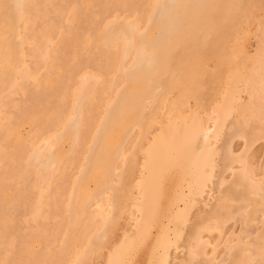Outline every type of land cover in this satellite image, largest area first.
Listing matches in <instances>:
<instances>
[{
	"label": "bare ground",
	"instance_id": "1",
	"mask_svg": "<svg viewBox=\"0 0 264 264\" xmlns=\"http://www.w3.org/2000/svg\"><path fill=\"white\" fill-rule=\"evenodd\" d=\"M146 1L147 0H0V264H75L80 262L84 258L86 260H89L88 258L90 257V255L92 256L91 252H94L93 250H96L97 252L100 251L101 249L100 244L104 240L107 234L106 230H108V228L106 229V227L117 226L116 220H118L122 216V214L126 212L128 204L132 203L133 207L139 209L142 206H140V204L137 201L139 200L143 201L147 197H150L151 193H154L153 189L151 188L152 183L148 182L149 184H147L146 186L143 185L144 182L143 176L145 175L137 176V174L141 173L142 170L144 172V170L147 168L145 165L142 164L141 160L139 159L140 157L139 155L143 153L142 151H146L148 147L151 146V142L155 143L159 138H162L164 140H168L171 137L176 138L179 135L178 133L179 131H177L179 124L176 122H172L169 125L162 124V126H159L160 128L158 134L156 135V133L154 132L155 133L154 135V133L152 134L151 131L150 119L152 116L150 115V113L154 112V108H156V104L163 98L166 91H169L171 87L172 89H174L173 87L174 85L172 86L171 78L172 76L177 74L176 73L177 69L181 66V64L184 62L187 56L192 54L193 51L190 50L192 49L190 47L192 45L201 46L202 45L201 43H203L202 42L203 39H205L208 36L209 31L212 27V23L206 21L207 19H205L204 17H207V15L210 17L215 16L216 12H214L213 9L217 7L219 8V4L220 3L222 4L226 0H152L150 5L144 8ZM223 8L225 9V7ZM131 9H134V12H136L135 14L140 13L142 15V19L144 18L143 27L138 28L136 22L124 23L118 27L117 32L115 31L116 33H113L114 24L116 22L115 20L116 16L119 15L120 18L122 16H126V18H129V16L127 15L129 14V11H131ZM224 9L222 10L224 11ZM37 14H39L42 18L41 17L37 18ZM224 14L222 15V17L224 16ZM233 14L230 17V19H232ZM216 15L218 16V14ZM244 15L243 17H245ZM227 16L228 15L225 14V17ZM70 18H71V22H68ZM207 18L209 20V17ZM202 20L204 21L203 24L201 22ZM262 21L264 20L262 19ZM262 21L258 23L256 21L257 25L261 24ZM214 22L217 23L218 21L215 20ZM226 22L227 24H225V26L226 27L228 26L230 29L231 24L233 22L232 21L229 22V20ZM103 23H107L105 28L102 27ZM221 25L222 27L224 26L222 23ZM232 26L234 27V25ZM226 27H224L223 29H225ZM260 27H262V25ZM236 28L234 27V29ZM31 29H35L36 31H38L37 29H40V31L42 29L45 32V36L42 35L43 33L41 34L44 37L41 42L36 40L35 37L36 34ZM193 29H195L194 32ZM242 33L243 32L241 30L240 34ZM215 34L212 37H215ZM103 35H106L108 37L110 44L112 42L118 41L119 49L115 54L108 53L106 50H102L99 48L98 42L100 41V39H102ZM230 36H232V34ZM259 36L256 35L258 39ZM184 37H188V40L184 41L183 40ZM87 39L89 40L90 44L88 48H85L84 41ZM106 42H108V40ZM224 42L226 41L224 40ZM214 50L216 51V49ZM122 53H127L129 55L127 61L122 59V55H123ZM209 54H212V52H210ZM236 55H238V53ZM257 58H259V56ZM205 61H203V65ZM239 61L241 60L239 59ZM242 65L245 67L244 63H242ZM247 65H249V63ZM57 69L58 70L62 69L61 76L57 75L56 73ZM181 69L182 70L179 71H183V68ZM94 70L95 72L100 73L101 75H106V76L108 75V77L113 73H119L120 78L124 80L123 83H125L127 88L120 89L117 93L115 92L116 94L114 95V97L107 101L105 99L106 95H104L103 91L101 89L96 88L95 79H94V83L91 84L92 88L94 90L96 89L94 91V95H95L94 101H92L89 105L87 103L85 104L86 96L84 95L85 93H81V92L76 101H70L68 96L70 94L71 89L74 88L76 85L84 82L82 81V79H84L85 82L88 83L90 82L88 80H92L93 78H96L91 73ZM190 70L191 69H189V71ZM218 70L219 69L217 68V71ZM232 73L234 72L232 71ZM260 75L263 77L262 74ZM230 76L233 77L232 75ZM173 78L175 79V77ZM202 79L200 78V80ZM104 81H106V79ZM243 81L244 80H242V82ZM253 82L255 83V81ZM200 83L198 85H200ZM101 84H97V85H101ZM106 84L104 86H106ZM203 84L204 83L202 82V85ZM258 84L260 85V83ZM178 85L180 86V84ZM226 85L228 86L227 83ZM188 87L191 88V85ZM247 88L249 89L248 85ZM104 89L109 90V94H108L109 96L108 95L107 96L111 97L110 89L107 86L104 87ZM87 90L88 88H86V91ZM196 90L197 88L195 89V92ZM262 93H264V91ZM89 94L93 95L92 92ZM251 94H253V97H255L253 92ZM62 98L64 99L66 98L65 102L64 101L62 102ZM149 98L153 99L152 102H148ZM192 100L193 99L191 98V101ZM249 100L252 99L249 98ZM15 101L18 102V104L16 103L17 106L14 105ZM99 107L103 109L100 110ZM167 110H165V112ZM100 114H101V118L99 121H97L96 117L97 116L99 117ZM161 116L164 117V115ZM186 118L188 117H184L182 119V122L180 121L181 122L180 126L181 124H184L185 127V130H183L184 137H186L188 140L190 139L192 141V144L195 146V149L197 151H200V153L197 156L193 155L195 156L194 160L197 163L195 170L199 173L198 181L200 183L199 184L200 186L197 192L192 194V200H193V204L191 203L192 204L191 209H192V207L197 204V199L199 197L201 198L202 195L205 193V191H207L206 190L207 185L205 184L204 181H208L214 178L213 174L215 172L214 171L215 157L218 154V152L221 150L225 152L227 160H229L230 157L235 158L237 156H235L234 151L231 149V143L228 140L226 141L223 140L217 144L214 142V139L216 138L217 133L220 129L219 122L217 120L208 122L200 119V117L198 116L196 117L192 116L191 120L187 121ZM129 119L131 120L129 121ZM28 121H32V125L30 126L29 131L27 133L22 134L21 129L24 127V125L28 123ZM186 123H189L190 128H187ZM252 123L254 124V128L252 129L247 128L242 123L235 122V124L229 126L228 130L235 129V131L238 134V138L239 136L244 137L249 135L254 138L258 137L257 140L264 139V111L262 117H260L257 120L255 119V121H253ZM256 129L262 130L263 135L258 136V134L255 131ZM64 134H68L70 136L71 152H72L71 157L68 158L65 157L66 158L65 160L63 159L61 154L56 152V147L64 140ZM28 138H30L31 141L27 143L26 139ZM246 146L247 145L245 143L244 148H246ZM84 151L89 152L87 157L88 159H86L89 169H87L86 172L90 170L88 173L89 174L90 172L93 173V175L91 176L93 182L94 181L97 182V187L95 186L96 187L95 197L93 199L95 200L98 198L100 199V197L107 195L108 200L107 203L104 202V204H106V209H103L102 205L100 206L98 205V209L103 214L101 218L98 219L97 221L93 220V215L90 211L88 210L85 211L84 225L86 224V227L84 228L82 227V229L78 231L79 235L74 236L73 235L74 230L68 229V225H69L68 217L72 215V213L75 212L76 210L83 211L85 208L84 205H86V203L82 202V199H78L77 203L74 202L76 205H74L70 209L69 208L70 206L64 207V204L60 200L61 199L60 195L67 194V196L70 197L73 194L72 190H70V186H71L70 179L72 176L71 172L74 171V170L71 171L72 169L71 166H75V167L78 166V163L76 161L81 155H83ZM172 152L173 151H171L170 144L168 143L164 144V150L162 152L164 159H170L172 156ZM259 154L260 152H255L249 156L250 158H248V156H245L242 159L243 160L242 164L244 165V169L241 170L240 172H233L232 175L233 176L235 175V178L233 180L234 184L233 186L230 184L232 186L231 188L228 185L229 188L226 191V195L229 198V202H231L232 204H229L225 208H220V209H216V207L211 208L209 210L200 209L197 215L196 214L194 215L195 216L194 219H196V221H194L195 229H193L194 227H190L191 229L189 228L188 231L190 232H188L189 234L187 233L188 238L186 239L183 245V247H185L187 250V256H189V259L198 258L202 261L208 257L207 250L209 243L207 241H204L205 239L203 240L202 238L203 236L200 235L202 233V230L208 232L213 231L211 230L212 227L213 226L217 227L218 222L221 220L222 222H224L223 219L224 218L227 219L229 215H231L232 218V214L238 215L240 213L243 214L248 211L253 213L257 208L256 205L257 204L259 205V200L261 201L262 199H264V164L263 165L261 164L260 166L263 168V172L260 171L262 172L261 174L262 178H259L260 176V174H258L259 172L257 174L255 173L254 171L255 168L253 170H248L246 167L249 165L248 160H251L250 161L251 163L254 162V160L259 159ZM184 157L185 156H183V158ZM145 159H147V157ZM237 159L234 161L238 163ZM183 162L184 160L181 163ZM185 163H187V161ZM256 163L258 164V162ZM59 167L62 169L66 167L68 168L67 171L65 172H58L57 169ZM249 167L252 166L250 165ZM223 168L233 170L232 166H226L225 163ZM185 171H187V169ZM97 174L98 176H95ZM217 176H216L217 178L216 186L219 187L226 179L221 174L220 176L219 175ZM34 179H42L45 180V182L51 180L54 181L53 190L55 192V195L53 196L52 202L50 201L51 202L50 209L48 210V216L45 222L41 220L34 222L32 218H29V214L32 209V204L34 203V194L32 192V187H31V182ZM17 184L20 185L19 188H16ZM82 184H84V182ZM82 184L80 183V185ZM253 187H258V189L252 190ZM10 188L14 192L12 196L8 194V189ZM43 189H45V185ZM236 189H239L240 191L237 193ZM214 191L216 190L214 189ZM219 191L221 192V190ZM87 195L88 193H86L84 197H86ZM145 195H147V197ZM71 198L72 196L70 197V199ZM188 198L190 200V197ZM93 199H88V200L92 201ZM238 199H243L244 203L233 204V202ZM85 200L86 199H84V201ZM88 200L86 201L87 204H88ZM69 202H71V200ZM150 203H151L150 201L147 203L148 204L147 208L149 209L151 208V206L149 205ZM259 212L257 213L254 212V213L258 214ZM141 213H142L141 216H145L146 210L144 211V213L141 211ZM82 214L84 215V212ZM182 214L184 213L182 212ZM262 214L264 213L262 212ZM187 215L188 213L186 214V216ZM250 215L251 214L249 213L248 217L253 218ZM232 219L234 221V218ZM232 219L230 223H232ZM78 221L80 222V220ZM128 221L130 222L131 219ZM88 222H89V226H88ZM257 222L258 220L256 221V224ZM137 223L139 222L137 221ZM176 223L177 224L175 225L174 222V225L176 226L175 228L177 229V232L175 229V233H179V235L176 236L180 237V234H182L183 232L182 231L183 228H180L179 224L184 223V220L180 219ZM239 223L241 225V222ZM154 224L157 223L155 222ZM248 226L249 225L247 224L246 228L250 227ZM219 227H221V225ZM137 228H138V224H137ZM234 228H236V226ZM76 229L78 230V228ZM95 229L96 230L99 229L97 230L99 232L95 233L94 235H91V232L94 231ZM250 231L248 233H250ZM263 231H262V236L264 234ZM113 232L115 235L116 232L115 229L113 230ZM166 233L168 235V231ZM246 233H244V235ZM257 234H259L260 236L261 232ZM63 235L65 236L66 240L62 250L57 251L55 250L54 247H52L51 250L50 245H52L53 243L55 244V242L59 243ZM223 236H225V234ZM123 237H125V235H123ZM237 237L238 236H236V238ZM244 237H246V235ZM226 239H224V242ZM121 240L117 241V244L115 245L113 249L114 251L111 254V256L119 253L118 249L122 247L124 243ZM36 241H39L42 246L41 249H39L38 251H35L33 248V244ZM92 241H95V243L93 244ZM107 241L108 240H106V243ZM113 241L115 242L116 239L115 240L113 239ZM239 241H241V239ZM247 241H249V239ZM252 241L250 237L249 242H251V244ZM230 242L228 241V243ZM253 245L254 244H252V248L254 247ZM160 247L161 246L159 245V248ZM256 247L259 249L258 246ZM241 248L242 245L240 249ZM226 249L224 253H226ZM163 250H164L163 251L164 257L162 256L163 259L161 264H169L170 262H168L167 258H168V252L171 250L170 245H165L163 247ZM250 251L253 254L254 251L253 250ZM108 253L110 254V252ZM184 253L186 252L184 251ZM217 253L219 254L218 251ZM241 253L239 252L238 255ZM230 255L231 253L229 254V257ZM111 256H107L108 258L110 257L107 260L111 261L112 259ZM96 258H98V256ZM231 258H233V256L230 257V259ZM250 258H253V256ZM259 258H261V256ZM113 259L115 260V258ZM237 259L239 258L237 257ZM234 260L236 261V259ZM109 261L107 263H109ZM250 262L252 263V261ZM256 262L257 261H255V263Z\"/></svg>",
	"mask_w": 264,
	"mask_h": 264
},
{
	"label": "rangeland",
	"instance_id": "2",
	"mask_svg": "<svg viewBox=\"0 0 264 264\" xmlns=\"http://www.w3.org/2000/svg\"><path fill=\"white\" fill-rule=\"evenodd\" d=\"M151 1L152 0H147L146 4L144 5L145 6L144 8L148 7L150 5ZM263 6H264V0H234V1L233 0L232 1L231 0L227 1L226 0L222 4L221 3L219 4V8L220 9L218 7L213 9V11L216 12L215 16H213L214 18L207 15V17H209V20H208L207 17H204L205 19H207L206 21H208L209 23H212V27H211V29L209 31L208 36L205 39H203V41H202L203 43H201L202 45H204V43H205V45L204 46H202V45L201 46L200 45H192L190 47V48L193 49V50L190 49L191 51H193L192 54L187 56L188 59L186 58L184 60V62L181 64V66L179 67L180 69L179 68L177 69V71H176L177 74H175L176 76L174 75L171 78L172 79V86L174 85L173 86L174 89H172V87H171V89H169V91H166V93L164 94L163 98L156 104V108H154V112L150 113V115L152 116L151 119H150L152 134L155 132L156 135H157L158 131H159V128H160L159 126H162V124L163 125L164 124L169 125L172 122H176V123L179 124L178 125V130H177V131H179L178 132L179 135L176 138H172L171 137L168 140H164L162 138H159V139H157V141L155 143L151 142V146L152 147L149 146L146 151H142L143 153L141 152L142 154L139 155L140 156L139 159L141 160L142 164L145 165L147 168L144 170V172L142 170L141 171L142 174L139 173V174H137V176L138 175H145V176H143L144 177L143 185L146 186L147 184H149L148 182L152 183L151 188L153 189L154 193H151L152 196L150 195V197H147V195H145L147 198L145 200H143V201H140V200L137 201L140 204V206H142L139 209L133 207L132 203H129L130 205L128 204L126 212H124L122 214V216L118 220H116L117 226H113V227L112 226H107L106 227V229L108 228V230H106L107 231L106 237L108 236L109 238L105 237L104 240L101 242L100 251L97 252L96 250H93L94 252H91L92 256L90 255V257L88 259L89 260L91 259L92 261L91 260L90 261L86 260L84 258L85 260L83 259L80 262L75 263V264H161L162 263V259L164 257L163 256V251H164L163 247L165 245H170V249H171L168 252V258H167L168 262H170L169 264H177V262H178V264H187V263H189V264H191V263L192 264H208V263L209 264H232V263L235 264L237 262V260H238V262L236 264H264V254H263L264 253V243H263L264 242V234L262 236V231L264 229V222H262V221H264V216H263L264 214H262V212L264 213V199H262L261 201L259 200V205L258 204L256 205L257 208L254 211L255 213L260 211L261 213L260 212L258 213L260 215L255 214L254 212L251 213L249 211L246 212V213H243V214L240 213L241 215L240 214H238V215H233L232 214V218H234V221L236 220V217H237V220L235 221L237 224L233 221V219L231 218V215H229L227 219L226 218L223 219L224 222H222V220L220 219L221 221L218 222V226L217 227L216 226L212 227L211 230H213V231H209L208 232V231H203L202 230V233L200 235L203 236L202 238H203V240L205 239L204 241H207L209 243L208 250H207L208 257L205 260L201 261L198 258H190L189 259V256H187V250H186L185 247H183L184 242L188 238V234H189L188 232H190V231H188L189 228L190 227H194L193 229H195L194 221H196V219H194L195 218L194 215L195 214L197 215V213H198V211L200 209L201 210H204V209L205 210H209V209L214 208V207H216V209H220V208H225L229 204H232L231 202H229V198L226 195V191L229 188V186L231 188L233 186V184H234L233 180L235 178V175L234 176L232 175L233 172H240L241 170L244 169V165L242 164V161H243L242 159L245 156H248V158H250L249 156L251 154H253L255 152H260L259 159L254 160V162H252L254 164H252L250 162L251 160H248V164L249 165L246 166V167H247L248 170H253L255 168L254 169L255 173L257 174L259 172L258 173V174H260L259 178H262L261 174L263 172V168L260 167V166H261V164L262 165L264 164V139L257 140L258 137L254 138V137H251L249 135L244 136V137L239 136V138H238V134L235 131V129H233V130H228V129H229V126L232 125V124H235V122L242 123L247 128L252 129V128H254V124L252 122L255 121V119L256 120L259 119L263 115V111H264V110H262V109H264V107H263L264 106V93H262L264 91V73H263L264 72V53H263L264 52V45H263L264 44V24H263L264 21H262V19L264 20V11H263L264 7ZM223 7H225V9ZM227 7H228V9H227ZM222 9H224V11ZM258 12H260V13H258ZM135 13L136 12H134V9H131V11H129V14L127 15V16H129V18H126V16H122L120 18V16L117 15L116 19H115L116 22L114 24L113 33H116L118 27L121 24H124V23H135L136 22L138 28L139 27H143L144 18L142 19V15L140 13L139 14H135ZM224 13L226 15H228V16L225 17ZM216 14H218V16ZM223 14H224L223 17H225L226 19L222 17ZM232 14H233L232 19L234 18L233 20L236 21V22L238 20L237 23L234 22L232 19H230ZM243 15L245 17H243ZM40 17L41 16L39 14H37V18H40ZM248 18H249V20H248ZM239 19H240V21H239ZM203 20L201 21L202 24L204 23ZM215 20L218 21V22L217 23L214 22ZM220 20H221V22H220ZM223 20L224 21L225 20L226 21L229 20V22H231V21L233 22L231 24V28L230 29H229L228 26L227 27L225 26V24H227V22L225 21V23H224ZM256 21H257V23L262 21V23L257 25ZM68 22H71V18L69 19ZM221 23L224 25L223 27H222ZM106 24L107 23H103L102 27L105 28ZM253 24H254V26H253ZM232 25H234V27L235 28L237 27V28L234 29V27ZM248 25H249L250 28L248 27ZM259 25L260 26L262 25V27H260ZM224 27H226L225 28L226 30L223 29ZM217 28L219 29V31H218ZM31 30L33 32H35L36 40L41 42L42 39L44 38L43 36H45V32L42 29H41V31H40V29H37L38 31H36L35 29H31ZM220 30L221 31L223 30V31L221 32ZM230 30H232V31H230ZM241 30H242V32L245 35L243 33H242L243 35L240 34ZM104 31H106V30H104ZM194 31H195V29H193V32ZM215 32H216V34H215ZM255 32H256L257 36L260 35L259 39L256 37ZM262 32H263V34H262ZM214 34H215V37H212V36H214ZM231 34H232V36L234 35L233 36L234 38L232 36H230ZM216 35H217V37H216ZM105 36L106 35H103L102 39H100V41L98 42L99 48L102 49V50H106L108 53H112V54L114 53L115 54L117 52V50L119 49L118 41L112 42L113 44L111 43L112 44L111 45L110 42H109L108 37L107 36L105 37ZM222 38H224V39H222ZM107 40H108V42H106ZM183 40L184 41L188 40V37H184ZM224 40L226 42H224ZM84 42H85L84 43V47L88 48V46L90 44L89 40L87 39ZM218 42H219V44H218ZM230 43H232V44H230ZM216 44H218V45H216ZM206 46H207V48H206ZM196 47H197L198 50L196 49ZM240 47H241V49H240ZM217 48H218V50H217ZM261 48H262V51H261ZM209 49H211V50H209ZM214 49H216V51ZM208 50H209V53L212 52V54H209ZM241 50H242L243 53L241 52ZM257 50H259V51H257ZM235 53L236 54L238 53V55H236ZM122 54H123L122 55V59L127 61V59L129 58V55L127 53H122ZM198 54H199V57H198ZM205 54H206V56H205ZM219 54H220V56H219ZM200 55H202V56H200ZM227 55L230 56V57H228ZM258 56H259V58H257ZM238 58L241 61H239ZM261 59H263V60H261ZM219 60H220V62H219ZM249 60H251V61H249ZM252 60H254V61H252ZM203 61H205L206 64L204 63V65H203ZM192 62H194V63H192ZM242 63H244L245 67L242 65ZM248 63H249V65H247ZM186 66H188L189 68L186 67ZM198 67H199V69H198ZM181 68H183V71H179V70H182ZM217 68L219 69L218 71H217ZM189 69H191V70L189 71ZM231 69H232V71L234 73H232ZM61 71H62V69H59V70L57 69L56 73H57L58 76L62 75ZM91 73L96 78H93L92 80H88V81H90L88 83H86L85 80L82 79V81H84V82H82L81 84L76 85L74 88L71 89L70 94L68 96L70 101H76L78 96L80 95V92L81 93H85L84 94L86 96L85 104L87 103L89 105L92 101H94V98H95L94 91L96 89L94 90L92 88V86H91V84L94 83V79H95L96 88L97 89H101L103 91L104 95H106L105 99L107 101L112 99L114 97V95L120 89H123V88L126 89L127 88L125 83H123L124 80L122 78H120L119 73H113L112 75L109 76L110 78L108 77V75L107 76L106 75H101L100 73L95 72V70L92 71ZM181 73H182V75H181ZM115 74H117V75H115ZM260 74H262L263 77ZM230 75H232L233 77H231ZM182 76H184V77H182ZM185 76H187L188 78L185 77ZM238 76H239L240 80L238 79ZM242 76H244L245 78L242 77ZM173 77H175V79ZM199 77L201 79L203 77L204 78L202 80H200ZM107 78H109V79H107ZM186 78H187V80H186ZM105 79H106V81H104ZM247 79H249V80H247ZM226 80H227V82H226ZM242 80H244V81L242 82ZM262 80H263V82H262ZM200 81H201V83H200ZM253 81H255V83ZM106 82H107V84H106ZM174 82H176V83H174ZM198 82L200 83L201 86L198 85L199 84ZM202 82L204 83L203 85H202ZM83 83H85V84H83ZM222 83H223L224 87H223ZM226 83L228 84V86L226 85ZM258 83H260V85ZM97 84H101V85H97ZM105 84L110 89V96L111 97H108L109 96L108 95L109 94V90H105L104 89V87H106V86H104ZM178 84H180V86ZM88 85H90V86H88ZM113 85H115V86H113ZM190 85H191V88L188 87ZM194 85H195V87H194ZM234 85L235 86L238 85L239 87L238 86L235 87ZM247 85H248L249 89L247 88ZM82 86L84 87L85 90L83 89ZM203 86L206 87V88H204ZM86 88H88L89 91L88 90L86 91ZM196 88H197V90L195 92ZM81 89H82V91H81ZM188 89H191V90H188ZM201 89L202 90L204 89L205 91L204 90L202 91ZM251 89H252V91H251ZM236 90H238V91H236ZM260 90H263V91H260ZM232 91H234V92H232ZM91 92L93 93V95L89 94ZM224 92H226V93H224ZM252 92L254 93L255 97H253V94H251ZM244 93H245V95H244ZM86 94L88 95V97H87ZM190 94H192V95H190ZM240 94H242V95H240ZM249 94H250V96H249ZM259 94H260V96H259ZM193 95H194V98H193ZM248 96L252 100H249ZM173 97H174V99H173ZM190 97L194 101L193 100L191 101ZM245 97H247V98H245ZM195 98H196V101H195ZM65 99L62 98V102L63 101L65 102ZM152 100H153L152 98H149L148 102H152ZM16 103L18 104V102L17 101L14 102L15 106H17ZM239 105H241V106H239ZM189 106H190V108H189ZM99 109L101 110L103 108L99 107ZM71 110H72V108H71ZM165 110H167V111L165 112ZM188 111H190V112H188ZM244 112H245V114H244ZM260 112H262V113H260ZM165 113H166V115H165ZM234 113H235V115H234ZM189 114H190V116H189ZM161 115H164V117H162ZM192 116L193 117L198 116V117H200V119L208 121V122H212L213 120H217L219 122V128L220 129H219V131L217 133L216 138L214 139V142L217 144V143H220L223 140H225V141L228 140L231 143V149L234 151V154L237 157H235V158L234 157H230V159L227 160L225 152H223L222 150H221L222 152L221 151L218 152V154L215 157V168H214L215 172L213 174L214 178H212L211 180H208V181H204L205 184L207 185V189H206L207 191H205V193L202 195L201 198L200 197L199 198L197 197L198 199L196 198L197 199V204L195 206L197 208L195 206H193L192 209H191V206L193 204L192 194L196 193L198 188H199V186H200L199 185L200 183L198 181L199 173L195 170L197 163L194 160L195 156H197L200 153V151H197L195 149V146L192 144V141L190 139L188 140L186 137H184L183 130H185V127H184V124H181V126H180V123L182 122V119L184 117H188L186 119H187V121H189V120H191ZM100 118H101V114L99 115V117L98 116L96 117L97 121H99ZM246 118H248V119H246ZM130 120L131 119H129V121ZM157 122H159V123H157ZM246 122H248V123H246ZM27 124L24 125V127L21 129L22 134H25V133H27L29 131V128L32 125V121H28ZM186 126H187V128H190L189 123H186ZM255 131L258 134V136L263 135V131L262 130L256 129ZM155 133H154V135H155ZM254 139H255V141H254ZM30 141H31L30 138L26 139L27 143L30 142ZM166 143L170 144L171 151H173L172 152V156H171L170 159H164V157L162 155V152L164 150V144H166ZM245 143L247 145L246 148H244ZM56 152L61 154L64 160L66 158H68V157H71V154H72V152H71V140H70V136L68 134H64V140L56 147ZM88 153L89 152L84 151L83 155H81L78 158V160L76 161L78 163V166H76V167L75 166H71V168H72L71 171L74 170V171L71 172L72 176H71V179H70V181H71L70 182V184H71L70 190H72V193H73L71 195L72 198L70 199L71 196L69 197V196H67V194H64V195H60L59 194L61 196L60 200L64 204V207L65 206H67V207L70 206L69 208L71 209L74 205H76L75 203H77L78 199H82V202L86 203V205H84L85 208H84L83 211L76 210L75 212H73L74 214L72 213V215H70L68 217L69 218L68 219L69 220L68 221V223H69L68 229L69 230H72V229L74 230V232H73L74 236H78L79 235L78 231H80L82 229V227L83 228L86 227V224L84 225L85 211L86 210L90 211L92 213V215H93V220L97 221L98 219L101 218V216L103 214L98 209V205L99 206L102 205L103 209H106V204H104V202L107 203V200H108V196L107 195L103 196V197H100V199L98 198L99 200L96 199L97 202H96L95 199H93L95 197L97 182L96 181L93 182L92 177H91L93 175V173L92 172H90V174L88 173L90 170H88V172H86V170L89 169V166H88L87 160H86V159H88L87 158L88 157ZM141 155H143V156H141ZM193 155H195V156H193ZM145 156L147 157V159H145L146 158ZM183 156H185V157L183 158ZM237 158H239V159H237ZM236 159H237L238 163L234 161ZM180 160H181V162L184 160V162L181 163ZM186 161H187V163H185ZM84 162H86V163H84ZM256 162H258L259 165ZM220 163H222L223 165L220 164ZM224 163H225L226 166H232L234 171L231 170V169L230 170L229 169H224L223 168ZM233 163H235V164H233ZM239 164H241V165H239ZM183 165L186 166V167H184ZM250 165L252 167H249ZM218 166H220V167H218ZM242 166H243V168H242ZM67 168L68 167L62 169V168L59 167L57 169V171L58 172H65V171H67ZM83 169H84V171H83ZM183 169H184V171H183ZM186 169H187V171H185ZM215 169L216 170L218 169L220 172L218 170L216 171ZM260 171H262V172H260ZM220 174L225 177L226 180L223 181V183L224 182H226V183H224V184L222 183V185L218 187V186H216V180L218 178L217 175L220 176ZM95 176H98V174L95 175ZM216 176H217V178H216ZM230 177H232V178H230ZM53 182H54L53 180L45 182V180H42V179H34L31 182L32 192L34 194V203L32 204V209H31V212L29 214V218H32V220L34 222L38 221V220H41V221L45 222L47 220L48 210L50 209V204H51V202L53 200V196L55 195V192L53 190V184H54ZM83 182H84V184H82ZM85 182H86V184H85ZM227 182H229V183H227ZM80 183L82 185H80ZM174 184H175V186H174ZM44 185H45V189H43ZM87 185H88V187H87ZM19 187H20V185L17 184L16 188H19ZM209 187H210V189H209ZM76 189H77V191H76ZM214 189L216 191H214ZM257 189H258V187H253L252 188V190H257ZM90 190L93 191L94 193L91 192ZM219 190H221V192ZM224 191H225V194H224ZM239 191H240L239 189H236L237 193ZM45 192L48 193V194H46ZM13 193L14 192H13V190L11 188L8 189V194L9 195L12 196ZM79 193H81V194H79ZM86 193H88V195L86 197H84ZM180 194H181V196H180ZM81 195L83 196V198H82ZM186 196H187V198H186ZM74 197H76V198H74ZM188 197H190V200H189ZM220 198H221V200H220ZM222 198H224V199H222ZM84 199H86V200L84 201ZM88 199H93V200L89 201ZM70 200H71V202H69ZM87 200H88V204L86 202ZM238 200H236L238 202L234 201L233 204L244 203L243 199H238ZM64 201H66V202H64ZM149 201L151 202L149 204L151 206L150 209L147 208V205H148L147 203ZM217 201H220V202H217ZM166 202H167V204H166ZM143 206H144L145 209L143 208ZM170 207H171V209L172 208L173 209L171 210ZM167 208H169V209H167ZM145 210H146L145 216H141L142 215L141 211L144 213ZM249 210H251V209H249ZM83 212H84V215L82 214ZM182 212L184 214H182ZM187 213H188V215L186 216ZM249 213L251 214L250 216H252L253 218L248 217ZM158 214H160V215H158ZM253 214H254V216H253ZM135 216H136V218H135ZM170 216H171V218H170ZM239 216H241V217H239ZM66 218H67V216H66ZM123 218H124V220H123ZM190 218H191V220H190ZM242 218H243V220H242ZM77 219L80 220V222ZM130 219H131V221L129 222L128 220H130ZM134 219H135V222H134ZM180 219L184 220V223H182V224L187 229L182 224H179V227L183 228L182 229L183 232H182V234H180V237H177L176 235H179V233H175V229H176L175 225L177 224L176 222H178V220H180ZM231 219H232V223H230ZM246 219H248L249 222ZM256 219L259 222V223L257 222V224H256V221H257ZM136 220L139 223H137ZM226 221H228V222H226ZM155 222L157 224H154ZM174 222H175V225H174ZM239 222H241L242 226L240 225ZM171 223H173V224H171ZM137 224H138V228H137ZM247 224L250 226V227L248 226L249 228H246ZM261 224H262V226H261ZM220 225H221V227H219ZM88 226H89V222H88ZM235 226H236V228H234ZM76 228H78V230ZM241 228H243V229H241ZM254 228H255V230H254ZM114 229L116 231L115 232L116 237H115L114 232H113ZM172 229H173V232H172ZM223 229H224V232H223ZM239 229H240V232H239ZM97 230H99V229H97ZM97 230L95 229L94 231H92L91 235H94L95 233L99 232ZM167 231H168V235L166 233ZM249 231H250V233L252 232L253 234L252 233L251 234L248 233ZM176 232H177V229H176ZM246 232L248 233V235H247ZM260 232H261V235L259 236V234H257V233H260ZM223 233L225 234V236H223L224 235ZM244 233H246L245 235H246L247 238L244 237L245 236ZM147 234L150 237H148ZM234 234L236 236H238V237L236 238V236ZM123 235H125V237H123ZM241 235L242 236L244 235V236L242 237ZM118 236H119V238H118ZM250 237H251V241L253 239V241H252V244H254L253 248H252L251 242H249L250 241ZM121 238H122V240H121ZM113 239L114 240L116 239V241L114 242ZM162 239H163V241H162ZM224 239H226L225 242H224ZM232 239H235V240H232ZM240 239H241V241H239ZM248 239H249V241H247ZM262 239H263V241H262ZM65 240H66L65 236L63 235V237L60 239L59 243L55 242L56 245L54 243L52 245H50L51 246L50 249L52 250V247H54L55 250L61 251L62 248L65 245ZM106 240H108L107 243H106ZM118 240H121L124 243H123L122 247H120L118 249L119 253L116 254V255L114 254L115 256L114 255L111 256V254L114 251L113 249H114L115 245L117 244ZM220 240H222V241H220ZM160 241H161V244H160ZM228 241L229 242L231 241V242L228 243ZM258 241H259V243H258ZM239 242H242V243H239ZM92 243L94 244L95 241H92ZM236 244H237V246H236ZM159 245L161 246L160 248H159ZM231 245H232V247H231ZM241 245H242V248L240 249ZM256 246H258L259 249ZM41 247L42 246H41V243L39 241H36L33 244V248H34L35 251H38L39 249H41ZM250 248H252V249H250ZM225 249H226V253H224ZM216 250L219 252V254L217 253ZM229 250H230V252H229ZM250 250L254 251L253 254L251 253ZM184 251L186 253H184ZM233 251L236 254H234ZM238 251L240 253L242 251V253L238 255V253H239ZM108 252H110V254ZM212 253L214 254V256H213ZM230 253H231L230 257L233 256V258H231L232 260L229 257ZM158 254H159V256H158ZM95 256L96 257L98 256V258H96ZM102 256H104V257H102ZM107 256H111L112 257L111 261L107 260V259L110 258V257L108 258ZM252 256H253V258H250ZM260 256H261V258H259ZM237 257L239 259H237ZM113 258H115V260ZM234 259H236V261ZM252 259H255V260H252ZM212 260H213V263H212ZM229 260L232 261V262H230ZM242 260H244V261H242ZM108 261H109V263H107ZM250 261H252V263ZM255 261H257V262L255 263ZM259 261H261V262H259Z\"/></svg>",
	"mask_w": 264,
	"mask_h": 264
}]
</instances>
